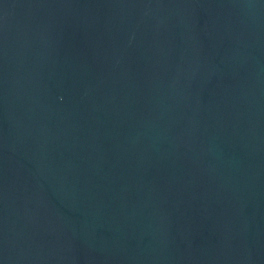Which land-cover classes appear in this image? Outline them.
<instances>
[{"label":"water","instance_id":"1","mask_svg":"<svg viewBox=\"0 0 264 264\" xmlns=\"http://www.w3.org/2000/svg\"><path fill=\"white\" fill-rule=\"evenodd\" d=\"M0 264H264V0H0Z\"/></svg>","mask_w":264,"mask_h":264}]
</instances>
